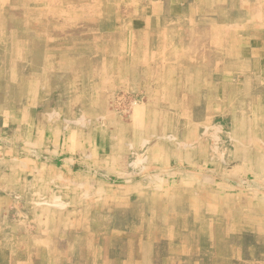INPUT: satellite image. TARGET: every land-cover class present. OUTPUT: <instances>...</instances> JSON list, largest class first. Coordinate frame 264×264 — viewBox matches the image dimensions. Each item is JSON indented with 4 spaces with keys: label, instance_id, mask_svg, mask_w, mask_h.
<instances>
[{
    "label": "rangeland",
    "instance_id": "obj_1",
    "mask_svg": "<svg viewBox=\"0 0 264 264\" xmlns=\"http://www.w3.org/2000/svg\"><path fill=\"white\" fill-rule=\"evenodd\" d=\"M153 4L0 0V264H264V46Z\"/></svg>",
    "mask_w": 264,
    "mask_h": 264
},
{
    "label": "crops",
    "instance_id": "obj_2",
    "mask_svg": "<svg viewBox=\"0 0 264 264\" xmlns=\"http://www.w3.org/2000/svg\"><path fill=\"white\" fill-rule=\"evenodd\" d=\"M176 16L182 17V21L186 20L183 26H178V22L173 21L174 18H177ZM162 17L166 19V23H164L166 24L164 25L165 28H162L165 29V31H197L200 34V37L197 38L200 39L205 37L206 40L212 41L220 39V36H228L230 39L243 41L245 47L242 52V56L244 57V59H242L243 62L250 61V59L246 58V55L252 57L253 53L256 52L254 51L255 48L252 47L254 42L257 44L255 47L262 48L264 46V0H154L152 13L147 25V30L153 33L154 38L158 36V34L154 32L161 30V24L158 23L160 21L156 20H161ZM168 20H172L174 25L171 24L169 26L167 24ZM176 21L178 20L176 19ZM204 32L209 33L205 34ZM192 37L194 36L192 35ZM212 43L213 42H211V44ZM233 45L236 46L237 42H233ZM259 54L260 53H258V56ZM217 55L215 51L212 55L210 54V56H212V61ZM230 57H232V59L227 58V60L224 58L223 60L229 62L236 61V57L234 59V56ZM262 59L259 61L262 62ZM229 75L232 76L230 78H237L236 72L232 71ZM239 78L249 81L245 86L247 87L246 90H248L253 88V79H264V73L261 71H251L244 73V76L241 75ZM248 85H250V87H248ZM255 90V94H259L260 92V94L264 96V86H257ZM237 205L243 207V205ZM251 221L259 223L262 229L261 232L264 233L263 217L252 218Z\"/></svg>",
    "mask_w": 264,
    "mask_h": 264
},
{
    "label": "bare ground",
    "instance_id": "obj_3",
    "mask_svg": "<svg viewBox=\"0 0 264 264\" xmlns=\"http://www.w3.org/2000/svg\"><path fill=\"white\" fill-rule=\"evenodd\" d=\"M5 12H6V11H5ZM171 34H172V33H171ZM157 203H158V202H157ZM169 203H170V202H169ZM170 204H171V203H170ZM172 205H173V204H172ZM155 207H156V206H155ZM162 207H163V206H162ZM195 210H196V209H195ZM158 211H159V210H158ZM158 211H157V213H158ZM154 212H155V211H154ZM154 212H153V213H154ZM161 212H162V210H161ZM155 215H156V214H155ZM155 217H156V216H155ZM157 217H158V216H157ZM172 217H173V216H172ZM152 218H153V217H152ZM167 222H168V221H167ZM164 224H165V223H164ZM190 233H191V232H190ZM143 250H144V249H143ZM146 251H148V250L146 249ZM151 251H153V250L151 249ZM143 252H144V251H143ZM148 253H149V252H148ZM148 253H147V254H148ZM144 254H145V253H144ZM150 255H151V254H150ZM150 257H151V256H150ZM146 259H147V258H146ZM142 262H143V261H142Z\"/></svg>",
    "mask_w": 264,
    "mask_h": 264
}]
</instances>
